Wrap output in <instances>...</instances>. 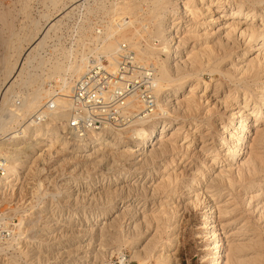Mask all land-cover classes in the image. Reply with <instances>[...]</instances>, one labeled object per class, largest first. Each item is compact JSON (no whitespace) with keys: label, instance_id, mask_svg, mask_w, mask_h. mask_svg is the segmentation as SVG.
Masks as SVG:
<instances>
[{"label":"rangeland","instance_id":"1","mask_svg":"<svg viewBox=\"0 0 264 264\" xmlns=\"http://www.w3.org/2000/svg\"><path fill=\"white\" fill-rule=\"evenodd\" d=\"M147 3L149 0H0V157L14 160L19 171L18 179L9 183L12 186L0 189V264H121V255L126 259L124 264H206L202 261L206 233L203 221L208 210L202 199L196 208L190 205V200L195 189L201 187L198 184L207 181L219 166L229 164L235 169L234 162L227 156L221 157L222 153L219 160L211 163L213 152L208 151L227 122V109L219 103L227 86L232 88L226 78L218 75L211 78L208 71H201L203 84L209 83L204 89L210 98L211 116L205 114L204 102L191 115L172 112L168 105H163L186 128L197 120L202 126L194 132L187 152L179 147L174 151L168 146L160 149V142L134 152L138 146L128 147L123 142L130 127L101 133L102 137L117 140L120 147L99 144L74 152V142L64 133L65 121H59L55 108L49 110L46 106L54 103L64 83L72 85L80 76H75L73 67L81 59L85 57L88 64L90 57L106 58L100 51L102 45L109 39L123 42L118 40L117 29L125 28L129 22L132 29L142 33L136 43L141 49L164 45L159 22L173 6L172 0H163L152 19L148 12L156 9ZM203 13L206 24H211L203 25L211 35L208 38L215 41L219 35L222 37L223 32L216 29L222 26V20L212 22L211 16L217 15ZM143 23L149 28H142ZM181 23L184 24L182 21L173 27L175 36L181 39L178 51L172 53L177 56V63L185 58L184 52L193 42L182 40L185 34ZM236 41L232 44V55L220 65L222 71L230 74L242 58L254 55L252 50H243L239 39ZM241 53L244 55L238 58ZM160 57L166 59L164 51ZM171 69L174 73L175 69ZM235 74L239 77L238 72ZM258 77L264 79V68ZM215 83H222L217 92ZM160 98L158 94V103L162 104ZM38 109L49 114L47 120L35 122L33 114ZM235 110L237 116L241 111ZM236 126L233 124V128ZM170 131L163 140L169 138ZM253 131L247 136L248 149L242 151L240 159L263 151L258 143L255 145ZM48 136L53 140L64 137L67 143L54 140L49 147ZM174 140L181 143L178 138ZM201 141L209 146L200 152ZM165 172L170 173L169 180H165L168 176ZM247 183L235 184L232 192L223 189L215 199L216 206L228 205L226 211H231L224 219L220 218L228 223L227 237L223 239L226 249L243 244L239 246L242 251H234L239 259H246L243 263L249 257L261 253L264 256V221L256 213L257 200L248 201L255 191L243 195ZM260 187L264 193V182ZM204 203L209 204L207 198ZM262 203L261 199L259 205ZM109 206L114 208L111 216L99 220L92 217ZM212 215L218 220L217 211ZM161 253L169 254L168 260H160Z\"/></svg>","mask_w":264,"mask_h":264},{"label":"bare ground","instance_id":"2","mask_svg":"<svg viewBox=\"0 0 264 264\" xmlns=\"http://www.w3.org/2000/svg\"><path fill=\"white\" fill-rule=\"evenodd\" d=\"M149 3L153 9H156V11L152 9L153 11L148 12V16L152 19L157 16V9L163 5V0H149ZM172 3L173 6H171L168 14L162 15L160 17V24L158 23L161 26L163 32L161 35L164 42V45H161L160 48L145 47V49H143V47L141 49L136 43L137 40H139L138 37L141 36L142 33L138 29H132V22H129L125 28L123 27L120 30L117 29V34L119 37L118 40L121 39L123 41L121 43H126L131 50L135 49V51L140 54L139 56L133 50L137 60L143 63H152L150 60H153L155 63H152L153 66H156H154L156 71L154 79L156 83L155 93L156 98L158 94L161 95L160 99L162 103H158L157 99L152 113L148 116H143L140 113L142 109V103L134 97H131L127 100V110L135 112L136 117L129 125V134L127 136V140L123 141L124 145L128 147L138 146V148L135 150L131 149L135 152L142 150L144 147L153 146L156 142H160V149L168 146L171 151H174L179 147L183 148V150L187 152L191 146L189 142L194 140V132L199 130L201 125L199 126V124L196 123L198 121L197 120L196 122L193 121L191 123L192 125L190 124L186 128L183 123L177 120L176 115L171 116V114L164 108L163 105H168L170 111L172 112H177L180 114L182 113V115H191V113L198 112L197 110L199 106L204 102L205 104L207 103L205 107V114L207 112V115L211 116L210 113L208 114L209 109L211 108H208V100L210 98L205 94L204 89V86L206 88L209 83L206 84L207 82H204L203 84V79L200 76L201 71H208L211 78H214L216 75L224 77L223 79L226 78V80L232 84V88L227 86L225 91L222 92L224 94L222 97H220L221 100L219 103L220 105H223L225 109H227V111L225 110L226 113H228V115H226L227 120L225 119L227 122L225 121L226 123L222 125V130L218 128L222 132L218 139H216L214 143H211V146L208 145L209 143L203 144L202 141L200 142L201 146L199 151L201 152L203 148L209 146L208 151H211V153L213 152V154L210 155L211 163L219 160L222 153L221 157L227 156L230 158V161L234 162L235 169L233 170L229 164L225 166H219L216 173L212 174L207 181L198 184L201 187L196 188L191 195L192 199L190 200V205L194 208L199 207L201 204L200 200L202 199V204L204 205L203 207H206L205 209L208 210L206 213L208 215L204 217L205 220L203 221L205 224L204 228L206 230L205 236L203 237L205 241L203 247V250H205L202 260L203 262L206 264H264V256H261L262 253L255 257L253 256V258L249 257L250 259L246 261V263H243L246 259H239V257H237V255L234 253V251L241 248L239 246H242L243 244H238V246L235 245L236 247H233V245L232 247H229L230 244H226L229 247V250L226 249L223 239L227 237L225 228L227 226L226 224L228 223L225 224V222H221V219H224L226 214L228 215L231 211H226L228 205L227 207L216 206L215 202V199L221 195V190L229 189V191H231L235 188V184L248 182V188L244 189L243 195H246V193H248L250 190L255 191L254 195H248V201L250 199L254 200V198L257 200L256 213L258 218L262 217L263 219L261 220L264 221V193L261 191L263 188L260 187L263 186L264 182V79H260L258 77L259 71L261 68H264V0H172ZM227 5H231L232 7H227ZM204 11L208 14L217 15L216 17L210 15L212 22L222 20V26L216 29L217 31L219 30V32H223V36H216L217 39L215 41L208 38V36L211 35H209V32L205 29V27L203 28V25H211L206 24V20L203 19ZM182 21L184 22V24L181 23L183 28L182 32L185 34L182 40L186 41L191 39L193 42L191 41L192 46L190 45V49L184 52L185 58L182 60L180 59V63H177L175 61L177 56L173 57L172 53L178 51V47L181 44V39H179L178 36H175L176 34L173 30V27L177 26ZM146 22L149 23L147 20ZM147 23H143L142 28H149ZM199 30L202 32H199ZM211 34L214 35L212 32ZM236 39H239L241 44H243V50H252L254 55L247 56L244 59L242 58L241 61L239 60L240 62H237L239 65H237L238 68H232L235 71L233 73L231 71L230 74L222 71L220 65L222 61L228 57L230 52H232V49L234 48L232 47V44H235L238 41H236ZM121 43H117V39H109L105 45H102L103 47L100 51L106 55L107 59L111 63V66L116 62V51ZM163 51L166 55L165 60L161 59L160 57V54H162ZM230 55H232V53ZM242 55H244V53L238 54V58H241ZM141 56L144 57V59L141 58ZM174 61L175 63H172ZM89 62L90 59H88V63ZM86 63L87 60L84 57L80 60V63H77L73 67V72L75 73L76 77L85 72L88 65ZM171 68L175 69L174 73H171ZM177 71H179V73L175 74ZM235 72H238L239 77H236ZM220 85H222V83H219L218 85H216V83L214 84V92H217L218 86ZM71 87L72 85L70 82L64 83V85L59 89L60 93H58L57 97L53 101V104L56 106L55 111L59 121L62 119L66 121L68 118L70 109L68 96L71 92ZM215 104L216 103H214V106ZM29 105L31 106L32 104ZM235 109L241 111L237 116H234L236 114ZM221 114L222 112H220V119ZM181 120L183 121L184 119L181 118ZM235 123L237 126L233 128V124ZM229 129L233 130H230L229 132ZM168 130H171L170 136L168 139L163 140L162 138L166 135ZM251 130H254L253 132L255 138L253 140L256 141L255 145L258 143L260 146L259 148H261L263 151H260V153H257V155H250L246 159H240L239 156L243 154L242 151H244V149H248L245 145L247 142V136L249 137L248 134ZM47 138L46 145L49 147L53 146L54 140L57 142V140L60 139L53 140V137L49 136ZM177 138L178 141H181L180 144H177L174 140ZM60 140L62 143H67L64 137H61ZM99 144H105L111 148H116L120 143H118L117 140L114 141L112 139H108V137H102L101 133L91 134L87 139L76 144L74 143L73 149L74 152H80L82 150L86 151L89 147H95ZM151 150L153 149H150L149 151ZM156 151L158 152L157 148ZM152 152H155V150ZM137 154L140 155L143 154V152H137ZM185 154L186 153H183V155ZM155 156H158L157 153ZM5 162L4 171L0 177V189L6 187L11 182L14 183V181H16V179L19 177V171L15 167L16 164H14V160L7 159ZM168 174L170 173H166V175ZM165 178V180H169V175ZM9 185L12 186L13 184ZM158 186H160V183ZM154 187H156V185ZM206 198L208 199L209 204L204 203ZM259 199L260 201L261 199L263 200V203L260 205ZM226 204H228V202H226ZM256 209L254 208V211ZM113 211V206H109L101 213L95 214L92 217H95L96 220H99L106 218L109 215L111 216ZM161 211H163V206ZM215 211L218 212V220H215L212 215ZM258 244H262V242H258ZM257 247H259V245H257ZM249 248H251V246H249ZM238 251H242V249H239ZM160 258L163 260H168L169 254L164 255V253H161L159 259ZM120 261L121 264L125 263L126 259L124 258V255H121ZM142 261L145 262L146 259L144 258Z\"/></svg>","mask_w":264,"mask_h":264},{"label":"built area","instance_id":"3","mask_svg":"<svg viewBox=\"0 0 264 264\" xmlns=\"http://www.w3.org/2000/svg\"><path fill=\"white\" fill-rule=\"evenodd\" d=\"M89 59L85 72L74 80L68 96L70 109L64 133L75 144L91 134L128 128L136 117L135 112L127 110L129 98L134 97L142 103L140 113L143 116L152 113L157 100L153 64L137 60L126 43L118 46L116 62L112 66L107 57L101 55ZM46 106L49 110L56 107L52 103ZM48 115L40 109L33 114V119L42 122ZM4 161L0 157V177Z\"/></svg>","mask_w":264,"mask_h":264}]
</instances>
